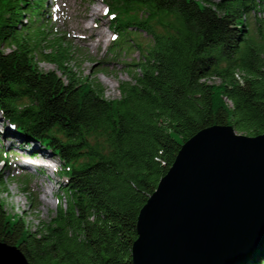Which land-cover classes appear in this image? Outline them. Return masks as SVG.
Masks as SVG:
<instances>
[{
	"label": "trees",
	"instance_id": "trees-1",
	"mask_svg": "<svg viewBox=\"0 0 264 264\" xmlns=\"http://www.w3.org/2000/svg\"><path fill=\"white\" fill-rule=\"evenodd\" d=\"M103 2L113 46L139 53L112 99L73 70L61 39L45 52L48 0H0L1 117L65 178L36 228L0 198V242L32 264H133L139 212L181 146L215 124L264 133V0ZM232 264H264V243Z\"/></svg>",
	"mask_w": 264,
	"mask_h": 264
},
{
	"label": "water",
	"instance_id": "water-1",
	"mask_svg": "<svg viewBox=\"0 0 264 264\" xmlns=\"http://www.w3.org/2000/svg\"><path fill=\"white\" fill-rule=\"evenodd\" d=\"M264 243V133L201 129L141 208L133 264H232ZM0 264H32L0 242Z\"/></svg>",
	"mask_w": 264,
	"mask_h": 264
},
{
	"label": "rangeland",
	"instance_id": "rangeland-1",
	"mask_svg": "<svg viewBox=\"0 0 264 264\" xmlns=\"http://www.w3.org/2000/svg\"><path fill=\"white\" fill-rule=\"evenodd\" d=\"M94 7L98 9L100 17L89 19L86 15ZM106 10L107 6L103 0H48L45 25H49L51 29L43 45L45 52H50L52 41L61 39L71 50L70 66L73 70L81 77L100 82L105 89L106 97L112 99L120 96L119 83L131 79L129 69L132 67L125 63L133 62L135 57H139V53L136 49L128 50L125 44L122 49L113 46L111 16ZM84 24L94 27L95 35L90 41L83 38L90 34L88 30H83ZM100 29L104 31V39L97 44L99 40L97 33ZM135 34L133 33L132 36L134 37ZM137 38L143 43L150 40L144 32L138 33ZM40 66L46 71L57 70L54 64L48 62H42ZM105 78H111L115 87L107 84ZM212 81L218 80L212 79ZM1 116L0 111V198L5 202L8 212L21 215L31 228H36L41 222L50 220L59 207L60 202L56 195L63 194L61 184L65 182V178L59 175L61 163L58 159L52 162L55 172L23 167L25 164L28 165V162L31 164L30 160L23 157L31 151V148L26 150L21 147L24 146L21 136L10 124L8 126V122H4ZM10 135H13V140L19 145L11 144ZM38 142L36 146L42 147ZM51 174L54 176L50 181L47 175ZM39 182L45 187H52L50 194L46 196L50 200L49 204L44 202V196L39 190Z\"/></svg>",
	"mask_w": 264,
	"mask_h": 264
},
{
	"label": "bare ground",
	"instance_id": "bare-ground-1",
	"mask_svg": "<svg viewBox=\"0 0 264 264\" xmlns=\"http://www.w3.org/2000/svg\"><path fill=\"white\" fill-rule=\"evenodd\" d=\"M98 13H99L98 12V9L94 7L91 10V12L89 14H87L86 16H88L89 19L92 18V17L99 18L100 16H98ZM257 14H258L259 17H263L264 16V10L263 9H259V11H257ZM83 30H88L90 32L89 35H85V36H83V38L86 39V40H88V41L92 40L91 37L95 35L94 27L93 26H90L88 24H84L83 25ZM103 35H104V31L100 29V31L97 33V37H99V40H98L97 44H100L101 41L104 39V36ZM105 81L110 86L115 87V84H114V82H113V80L111 78H105ZM9 139H10V141H12L11 144H18L17 141L13 140V135H10V138ZM35 146H36V144H35ZM39 148H40L39 146H36L37 151L40 150ZM34 151L35 150H31V151H28L27 152L26 155H28V158L29 159H31L33 157H36L38 155V154L34 153ZM38 159L37 160H34V162L36 161V163H37ZM26 163H27V161H26ZM30 163H31V165H33V164L36 165L35 163H33L31 161H30ZM23 167H25L27 169H31V170H36L37 169L35 166H30V165H27V164H25ZM52 170H53V172H55L56 169L55 168H52ZM51 189H52L51 186L45 187L41 182H39V190H40V192L44 196V202H45V204H49V202H50V200L48 198H46V196L50 194Z\"/></svg>",
	"mask_w": 264,
	"mask_h": 264
}]
</instances>
